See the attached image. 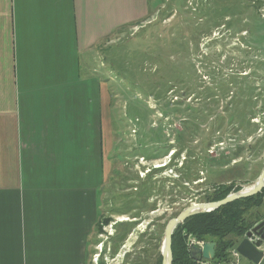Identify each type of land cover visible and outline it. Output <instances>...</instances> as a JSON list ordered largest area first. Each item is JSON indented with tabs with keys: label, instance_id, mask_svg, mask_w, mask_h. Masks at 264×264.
<instances>
[{
	"label": "rangeland",
	"instance_id": "1",
	"mask_svg": "<svg viewBox=\"0 0 264 264\" xmlns=\"http://www.w3.org/2000/svg\"><path fill=\"white\" fill-rule=\"evenodd\" d=\"M151 6L154 18L92 55L90 71L111 93L104 118L111 179L89 264H163L171 219L215 202L206 198L222 185L232 186L228 195L254 185L264 168V0H151ZM176 76L186 82L169 90L165 84ZM211 90L216 96L208 99ZM178 102L183 114L165 115ZM194 111L203 112L198 120ZM138 188H146L141 197Z\"/></svg>",
	"mask_w": 264,
	"mask_h": 264
},
{
	"label": "crops",
	"instance_id": "2",
	"mask_svg": "<svg viewBox=\"0 0 264 264\" xmlns=\"http://www.w3.org/2000/svg\"><path fill=\"white\" fill-rule=\"evenodd\" d=\"M156 12L151 0H0V264H89L111 179V93L92 55Z\"/></svg>",
	"mask_w": 264,
	"mask_h": 264
},
{
	"label": "trees",
	"instance_id": "3",
	"mask_svg": "<svg viewBox=\"0 0 264 264\" xmlns=\"http://www.w3.org/2000/svg\"><path fill=\"white\" fill-rule=\"evenodd\" d=\"M160 12H162V10ZM227 12L228 11H226L225 13ZM187 52H189L188 48H186V54ZM164 61L166 65V60ZM126 67L129 68V66ZM123 71L125 70L123 69ZM172 79L170 80V82H166L165 84L166 87L171 85L169 90L173 89L172 88L173 85L180 86L179 83L181 84L183 82H186L183 81V77L181 76H176L175 78ZM130 84L137 85L138 88L144 91L145 93L147 91V89H145L144 87L140 86L137 83H130ZM161 84L163 83H160L157 87L158 93H160L159 95L163 97L162 98L163 100H167L166 95L168 90L165 87H163ZM215 96L216 95L211 90L209 91L207 98L210 99V98H214ZM180 106H181L180 102L176 104L175 109L166 106L164 110L165 115H169L170 113L183 114L185 110L181 109ZM187 110L189 111L190 108H188ZM202 113L203 112L200 111H198L197 113L195 112L194 120H198V118L201 116ZM187 121H188L187 123L188 126H190L191 128V126L193 125L192 124L190 125L189 122L191 123L192 120L188 118ZM179 135L182 136L181 133ZM222 186L223 187H219V189L216 190L214 196H208L206 200L207 201L222 200L232 191V186H228V185H222ZM139 189L140 188L137 189V193L139 196L145 193L144 191L146 190V188L140 190ZM263 206H264V188L262 192L252 197L234 201L212 212L200 213L189 217L182 224L178 225V227L175 229L173 233L172 236L173 264H200L203 261L202 255L197 252H193L195 248L191 250L190 247L188 246L187 241L189 236L205 244L209 242L215 244V257L213 260L208 262H213L215 264H223L224 262H228L231 259L230 256L232 250L237 248L238 244L241 242V240L249 232L250 229H252L257 223L261 222L264 219V214H263L264 212H262V209H264L262 208ZM127 225L128 224L126 223L125 226L127 227ZM126 235L127 234H123L120 236L121 241L127 238L128 235L127 236Z\"/></svg>",
	"mask_w": 264,
	"mask_h": 264
},
{
	"label": "water",
	"instance_id": "4",
	"mask_svg": "<svg viewBox=\"0 0 264 264\" xmlns=\"http://www.w3.org/2000/svg\"><path fill=\"white\" fill-rule=\"evenodd\" d=\"M263 188L264 168L251 189L230 194L219 201L194 204L184 209L177 217L171 219L166 226L162 251L163 264H173L172 236L178 225L182 224L191 216L212 212L234 201L257 195L262 192ZM253 237H256L255 241L251 240ZM236 250L250 264H264V220L255 225L247 233L246 237L238 244ZM193 252L201 254L204 261H211L215 257V244L210 242L206 243L203 248H195Z\"/></svg>",
	"mask_w": 264,
	"mask_h": 264
},
{
	"label": "built area",
	"instance_id": "5",
	"mask_svg": "<svg viewBox=\"0 0 264 264\" xmlns=\"http://www.w3.org/2000/svg\"><path fill=\"white\" fill-rule=\"evenodd\" d=\"M187 243H188V246L190 247L191 250L194 248H203L205 245V243L200 242L191 236L188 237ZM231 255H233V257H236V258H238L240 256L239 253L236 251V249L232 250ZM208 263L209 262L202 261L200 264H208Z\"/></svg>",
	"mask_w": 264,
	"mask_h": 264
},
{
	"label": "bare ground",
	"instance_id": "6",
	"mask_svg": "<svg viewBox=\"0 0 264 264\" xmlns=\"http://www.w3.org/2000/svg\"><path fill=\"white\" fill-rule=\"evenodd\" d=\"M253 186H254V185L248 186V187L244 188V190H249V189H251ZM236 251H237V250H236ZM241 257H242V256H241Z\"/></svg>",
	"mask_w": 264,
	"mask_h": 264
}]
</instances>
